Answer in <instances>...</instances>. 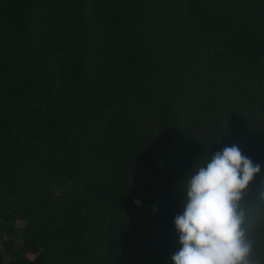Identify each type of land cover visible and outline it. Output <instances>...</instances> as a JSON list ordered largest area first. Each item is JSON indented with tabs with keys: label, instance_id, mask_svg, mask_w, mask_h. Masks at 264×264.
I'll list each match as a JSON object with an SVG mask.
<instances>
[{
	"label": "trees",
	"instance_id": "16d2710c",
	"mask_svg": "<svg viewBox=\"0 0 264 264\" xmlns=\"http://www.w3.org/2000/svg\"><path fill=\"white\" fill-rule=\"evenodd\" d=\"M233 144L264 264V0H0V264H172L183 181Z\"/></svg>",
	"mask_w": 264,
	"mask_h": 264
},
{
	"label": "clouds",
	"instance_id": "9594fccd",
	"mask_svg": "<svg viewBox=\"0 0 264 264\" xmlns=\"http://www.w3.org/2000/svg\"><path fill=\"white\" fill-rule=\"evenodd\" d=\"M260 171L233 144L187 175L183 211L174 217L180 247L172 264H254L242 200ZM134 203L140 205L139 200Z\"/></svg>",
	"mask_w": 264,
	"mask_h": 264
},
{
	"label": "rangeland",
	"instance_id": "374dc122",
	"mask_svg": "<svg viewBox=\"0 0 264 264\" xmlns=\"http://www.w3.org/2000/svg\"><path fill=\"white\" fill-rule=\"evenodd\" d=\"M215 83H212V85ZM254 117V116H253ZM254 118L251 119H247V113H246V117L245 119L242 118V116H239V119H233L231 117L228 118L227 124H226V128L229 131V133L231 135H233L236 138H240L242 136H246L247 131H246V127H248L249 125L252 127L254 125ZM204 163L203 160L199 161V165L201 166ZM18 226L22 225L21 222H17ZM11 238L10 235L7 234H3L0 236V251H3L5 253V258L6 261L9 262L10 261V253H8L7 251H5L4 249V241ZM21 246V241L20 240H16V245L15 248L19 249ZM30 257H34L33 254H29Z\"/></svg>",
	"mask_w": 264,
	"mask_h": 264
}]
</instances>
